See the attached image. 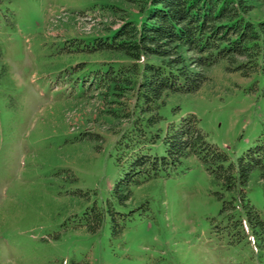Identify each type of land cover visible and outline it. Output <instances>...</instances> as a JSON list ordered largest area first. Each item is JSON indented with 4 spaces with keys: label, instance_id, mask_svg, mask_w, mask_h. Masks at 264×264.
I'll return each mask as SVG.
<instances>
[{
    "label": "rangeland",
    "instance_id": "374dc122",
    "mask_svg": "<svg viewBox=\"0 0 264 264\" xmlns=\"http://www.w3.org/2000/svg\"><path fill=\"white\" fill-rule=\"evenodd\" d=\"M146 1L0 0V73L3 62L13 83L0 74V264H264V240L245 216L243 235L226 227L220 186L195 157L187 171L134 189L135 211L121 220L120 238L113 237L109 216L95 233L80 226L76 214L111 197L118 168L108 150L118 136L108 114L116 98L77 78L129 60L92 45L127 21L139 23ZM250 16L264 19V2ZM222 65L212 67L200 91L174 99L184 114H197L207 139L238 168L264 132V96L245 92L252 79ZM80 132L84 139L77 143ZM63 169L78 180L60 185ZM260 183L264 177L252 183L249 196L264 220ZM59 187L90 197L73 201Z\"/></svg>",
    "mask_w": 264,
    "mask_h": 264
},
{
    "label": "trees",
    "instance_id": "16d2710c",
    "mask_svg": "<svg viewBox=\"0 0 264 264\" xmlns=\"http://www.w3.org/2000/svg\"><path fill=\"white\" fill-rule=\"evenodd\" d=\"M263 2L147 0L139 23L127 21L92 45L96 52L129 60L85 70L83 78H77L83 79V85L86 81L87 89H106L104 96L116 98L108 114L117 121L111 129L118 136L108 150L118 168L111 197L102 205L96 199L76 214L80 226L95 233L109 216L112 235L120 238L124 233L121 220L128 211H135L131 207L134 189L187 171L190 158L195 157L220 186L216 195L229 219L226 227L243 235L246 229L241 218L245 216L249 229L264 240V220L249 196L252 183L264 177V132L239 158L237 168L225 151L207 139L197 114H184L181 103L174 99L200 91L211 80L209 71L221 63L224 72L252 79L245 92L264 96V19L256 21L250 16ZM1 64L0 74L7 81L6 65ZM83 136L84 132L75 134L74 141L80 142ZM63 171L66 183L60 185L66 187L67 182L78 180ZM61 188L59 193L66 191L72 197L89 195L80 188ZM47 199V205L56 203L49 196ZM78 201L67 202L64 210L79 206Z\"/></svg>",
    "mask_w": 264,
    "mask_h": 264
}]
</instances>
